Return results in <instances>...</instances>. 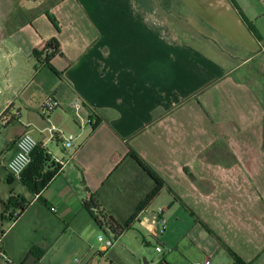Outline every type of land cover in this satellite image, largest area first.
<instances>
[{
  "label": "crops",
  "instance_id": "0c3cea01",
  "mask_svg": "<svg viewBox=\"0 0 264 264\" xmlns=\"http://www.w3.org/2000/svg\"><path fill=\"white\" fill-rule=\"evenodd\" d=\"M36 3L20 7L0 38L1 235L14 211L2 220L4 204L20 197L30 205L16 221L31 214L80 243L100 230L85 202L126 221L140 200H112L106 187L135 168L150 179L128 158L133 149L166 187L130 230L138 223L163 241L165 264H236L230 252L264 264V0ZM53 39L49 68L35 52ZM51 98L59 107L46 115ZM24 134L59 165L40 194L8 171ZM164 193L170 208H151ZM118 203L132 205L123 218ZM92 253L82 264L104 256Z\"/></svg>",
  "mask_w": 264,
  "mask_h": 264
},
{
  "label": "rangeland",
  "instance_id": "374dc122",
  "mask_svg": "<svg viewBox=\"0 0 264 264\" xmlns=\"http://www.w3.org/2000/svg\"><path fill=\"white\" fill-rule=\"evenodd\" d=\"M34 3L38 5L40 0H0V38L4 34L5 25L10 27L9 21L15 17L19 18L20 7L21 9H27L28 6L34 5ZM42 77L40 75L32 86L38 85ZM7 84H4L3 87ZM122 172L123 168L116 176L121 175ZM151 182L147 176H144L141 171L135 168L131 169L130 173L128 172L126 178L123 177L122 184L112 180L107 184L106 189H116L117 196H113L112 200H123L121 197H125L126 201L133 200V205L140 200L138 206L150 191ZM19 189L23 193H28L21 184H19ZM164 195L166 193L157 198L155 205L151 208H170ZM109 205H111L110 202ZM117 208L115 215L123 218L130 212L132 205L130 207L129 203L125 205L118 203ZM29 218H31V221H29ZM41 224L40 219L31 214L22 216L16 223L15 221H6L3 230L5 235H1L0 229V239L3 244L7 245L6 252L8 256L7 260L0 259V264H19L23 262L34 246L42 248L46 252L39 264H82V257L90 246L94 249L92 255L95 253L98 255L97 253L100 252L104 255L103 257L95 256L93 264H110L111 262L113 264H165L164 258H168L165 254L156 250L157 247H161L159 245L163 244V241L156 239L151 233L141 228L138 223L120 238L114 236L108 228L104 232L96 228L95 233L85 237L89 240L86 243L78 242L77 237L63 236L62 231L48 233L50 229L41 228ZM165 225L167 226L166 222ZM99 236L113 241L114 246L109 248L108 252L107 250H101L103 243L99 242Z\"/></svg>",
  "mask_w": 264,
  "mask_h": 264
},
{
  "label": "trees",
  "instance_id": "16d2710c",
  "mask_svg": "<svg viewBox=\"0 0 264 264\" xmlns=\"http://www.w3.org/2000/svg\"><path fill=\"white\" fill-rule=\"evenodd\" d=\"M50 21L54 26L59 29V24L57 20L47 14ZM249 27L252 26L249 24ZM59 49V45L55 39L49 41L42 52H35V57L38 64H45L47 67L51 68L49 61L55 56ZM128 158L132 159L137 163L142 170L149 176L153 182L152 189L147 193L145 199L137 206L134 213L124 222H120L114 216L109 215V213L102 211L99 203L95 199L84 203V208L90 213L96 226L101 230L105 231L106 228L110 229L114 236L120 238L125 232L129 231L134 222L137 220L140 213H142L151 202L159 195L163 188L166 187L165 181L147 164L141 157L133 150L130 149ZM59 171V165H57L48 152L38 145L32 154V162L26 171L22 175L21 183L29 189L33 194H40L47 185L53 180ZM45 202V201H44ZM30 202L23 197L19 199H9L7 203L4 204V213L2 215V220L13 219L17 220L29 207ZM14 210L10 216L7 218L6 214L10 210ZM93 209L100 211V216H98ZM106 233V232H105ZM45 250L42 248L34 246L23 262L19 264H39L42 257L45 255ZM236 264H245L242 262L235 254L230 252Z\"/></svg>",
  "mask_w": 264,
  "mask_h": 264
},
{
  "label": "built area",
  "instance_id": "2783aa9c",
  "mask_svg": "<svg viewBox=\"0 0 264 264\" xmlns=\"http://www.w3.org/2000/svg\"><path fill=\"white\" fill-rule=\"evenodd\" d=\"M58 107H59L58 101L51 98L45 103L44 112L47 115L48 112L53 111L57 109ZM74 107L76 108V110H78L80 107L79 103L75 102ZM73 140H74L73 136L68 137V139L65 140V146L67 148L71 147ZM16 146H17V151L15 155L12 157V159L9 161L7 167H8V171L11 174V176L14 179L20 181L22 179L23 173L26 171V169L29 167V165L32 162V154L34 150L37 148L38 142L30 134H24L18 139ZM57 163H59L60 165L63 164L59 160H57ZM52 210L55 211V209H52ZM93 211L98 216L101 217L99 210L93 209ZM162 211H163L162 209H159V213H161ZM11 221H15V220L12 219ZM159 225H160V231L164 232L166 230L165 222L163 220H160ZM99 242L103 243V246L101 249L102 251H106L109 248L114 246V243L112 240L104 239L102 236H99ZM156 250L159 253L163 252V249L161 247H157ZM0 258L7 260V257L5 253L3 252V250L1 249V247H0ZM204 264H209V261H206Z\"/></svg>",
  "mask_w": 264,
  "mask_h": 264
},
{
  "label": "water",
  "instance_id": "95a60500",
  "mask_svg": "<svg viewBox=\"0 0 264 264\" xmlns=\"http://www.w3.org/2000/svg\"><path fill=\"white\" fill-rule=\"evenodd\" d=\"M157 230H158V231L160 230V225L157 226Z\"/></svg>",
  "mask_w": 264,
  "mask_h": 264
}]
</instances>
